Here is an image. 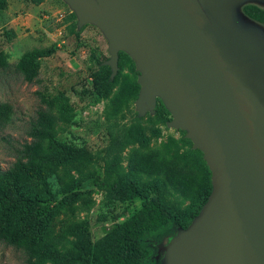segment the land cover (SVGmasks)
<instances>
[{
  "label": "water",
  "instance_id": "water-1",
  "mask_svg": "<svg viewBox=\"0 0 264 264\" xmlns=\"http://www.w3.org/2000/svg\"><path fill=\"white\" fill-rule=\"evenodd\" d=\"M76 28L134 64L139 118L169 113L210 172L211 191L186 228L157 247L160 264H264V0H60Z\"/></svg>",
  "mask_w": 264,
  "mask_h": 264
},
{
  "label": "trees",
  "instance_id": "trees-1",
  "mask_svg": "<svg viewBox=\"0 0 264 264\" xmlns=\"http://www.w3.org/2000/svg\"><path fill=\"white\" fill-rule=\"evenodd\" d=\"M23 1L39 6L48 0ZM7 4L8 0H0V11ZM242 10L247 17L264 26V8L246 5ZM66 22L69 33L79 37L82 29L77 30L74 14L70 12ZM52 54V50L28 51L14 68L24 81L34 83L40 60ZM122 57L133 64L126 54L120 52L119 71L111 81L109 67L98 63L89 87L82 91L86 98L96 96L99 100H108L105 109L107 122L134 102L139 91L137 73L135 77H121ZM0 67H9L1 53ZM117 86V94L110 97ZM41 102L45 108L38 109L29 121L28 140L15 150V159L10 166L0 168V243L21 251L25 264H160L158 245L167 243L179 228L189 225L211 191L210 172L200 151L191 149V142L181 131L179 139L168 137L162 143L160 155L148 152L131 159L128 171L116 160H105L98 174H89L94 160L84 149L67 147L65 156L58 162L46 155L47 144L57 136L59 123L68 122L71 117L64 112L55 113L52 101L43 96ZM162 109L169 114L163 106ZM11 113L9 105H0V129L8 124ZM160 115L156 107L153 116L147 114L145 117L159 121ZM136 119L142 118L136 115ZM139 135L140 144L145 146L141 132ZM181 145H189V148L181 152ZM143 176L150 181H143ZM52 177L59 186L60 200L48 187L47 180ZM81 180L90 181L95 188L118 202L141 195L148 183L156 196L130 218L114 225L102 241L92 244L86 235L87 227L75 218L77 208L70 203L77 197L76 183ZM176 195L188 204L182 207L181 201L174 203ZM62 204L68 206V219L56 233L52 227L56 215L54 209Z\"/></svg>",
  "mask_w": 264,
  "mask_h": 264
},
{
  "label": "rangeland",
  "instance_id": "rangeland-1",
  "mask_svg": "<svg viewBox=\"0 0 264 264\" xmlns=\"http://www.w3.org/2000/svg\"><path fill=\"white\" fill-rule=\"evenodd\" d=\"M69 14L60 0H48L39 6L23 0H8L7 7L0 11V53L9 63L5 69L0 67V105L7 104L12 109L8 124L0 129L1 169L10 166L15 150L28 140L29 121L38 109L45 108L41 96L52 101L55 113L64 112L71 117L70 121L59 123L58 134L47 144L46 155L58 162L65 156V148L84 149L94 160L89 174H98L105 160H116L128 171L134 157L148 152L160 155L161 145L168 137H181V131L165 126L170 115L163 111L160 102L157 104L161 112L159 121L146 117L137 120L133 102H130L120 115L107 122L108 100L83 96L82 91L89 87L98 63L107 60L109 55L106 41L95 27H82L79 37L69 33L66 22ZM34 49L52 50L53 54L40 60L37 81L28 83L14 66L24 53ZM122 61L121 77H135L133 64L125 57ZM118 90L119 86L114 88L110 97ZM140 132L145 146L139 142ZM188 148L189 145H181L180 151ZM47 181L52 194L60 200L62 195L56 178ZM143 181L150 178L143 176ZM76 184L78 194L70 203L77 208L75 218L87 227L86 235L92 244L102 241L114 225L130 218L156 196L149 183L141 195L126 202L110 199L90 181L81 180ZM179 201L182 207L188 204L176 195L173 202ZM54 211L52 227L57 233L68 219V206L58 205ZM0 264H25L23 253L0 243Z\"/></svg>",
  "mask_w": 264,
  "mask_h": 264
},
{
  "label": "crops",
  "instance_id": "crops-1",
  "mask_svg": "<svg viewBox=\"0 0 264 264\" xmlns=\"http://www.w3.org/2000/svg\"><path fill=\"white\" fill-rule=\"evenodd\" d=\"M43 4V3H42Z\"/></svg>",
  "mask_w": 264,
  "mask_h": 264
}]
</instances>
